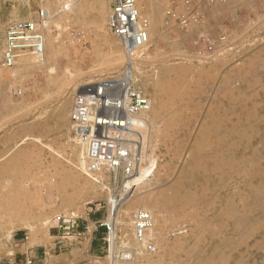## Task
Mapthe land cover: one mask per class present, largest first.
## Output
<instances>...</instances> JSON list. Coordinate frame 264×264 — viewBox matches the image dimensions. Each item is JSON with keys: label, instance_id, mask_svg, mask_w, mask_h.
<instances>
[{"label": "rangeland", "instance_id": "rangeland-1", "mask_svg": "<svg viewBox=\"0 0 264 264\" xmlns=\"http://www.w3.org/2000/svg\"><path fill=\"white\" fill-rule=\"evenodd\" d=\"M61 1L0 0V34L12 22L35 20L40 10L51 13L56 2L73 4L49 23L48 51L55 53L48 63L18 74L0 61L6 77L0 83V264L19 230L45 234L56 217L81 220L88 212L109 223L108 195L120 191L115 217L124 225L114 229L116 264H264V0L205 7L202 23L186 30L163 24L166 8L180 0H162L155 32L140 3L153 42L134 61L139 89L151 103L147 157L141 180L123 188L120 176L104 173L97 183L79 169L82 147L70 123L75 94L117 76L125 62L106 28L110 0ZM222 33L233 51L199 59V38ZM112 58L116 68L109 67ZM59 196L70 198L59 205ZM140 196L158 201L159 211H150L152 254L132 237L133 214L146 211L132 204ZM124 251L135 255L121 261ZM109 260L105 242L90 264Z\"/></svg>", "mask_w": 264, "mask_h": 264}, {"label": "built area", "instance_id": "built-area-1", "mask_svg": "<svg viewBox=\"0 0 264 264\" xmlns=\"http://www.w3.org/2000/svg\"><path fill=\"white\" fill-rule=\"evenodd\" d=\"M246 0H180L172 3L163 14V24L186 30L200 25L205 7L239 6ZM142 0H110L107 31L118 40L125 62L121 72L112 78L87 84L75 94L70 110L71 130L82 147L85 174L89 177L106 174L131 179L145 165L147 151L144 134L148 128L146 114L151 109L149 99L139 89L134 69L135 55L145 48L149 35L140 17ZM202 19V20H201ZM47 11L40 10L35 20L12 22L0 34V61L3 68H12L20 54L41 57L44 51ZM199 59L211 62L233 51L234 44L224 33L216 37L199 38ZM202 53V54H201ZM228 57V56H227ZM76 218L56 217L59 227L70 225ZM153 216L148 211H136L131 222L134 241L148 253L156 247L149 232ZM108 238L114 229L108 222H98ZM108 243V239H106ZM131 252H121V261H130ZM25 264H32L31 260Z\"/></svg>", "mask_w": 264, "mask_h": 264}, {"label": "crops", "instance_id": "crops-1", "mask_svg": "<svg viewBox=\"0 0 264 264\" xmlns=\"http://www.w3.org/2000/svg\"><path fill=\"white\" fill-rule=\"evenodd\" d=\"M89 213V212H88ZM85 214L70 225L49 226L45 234L14 232L2 254V264H90L105 252L106 231L102 213Z\"/></svg>", "mask_w": 264, "mask_h": 264}, {"label": "bare ground", "instance_id": "bare-ground-1", "mask_svg": "<svg viewBox=\"0 0 264 264\" xmlns=\"http://www.w3.org/2000/svg\"><path fill=\"white\" fill-rule=\"evenodd\" d=\"M61 1V0H60ZM254 0H246L244 1L245 3L249 4L250 2L252 3ZM59 2V0H58ZM58 2H56V4L58 5L57 7L54 6L52 12L50 13L49 10H45L47 11L48 15H49V20L46 22L45 26V44H44V51H43V54L41 55V57H36V56H33V55H29V54H20V56L18 57L17 59V62L16 64L12 67L13 69H16L18 74H21L23 72H26L28 69H31V68H36L37 66H39V64H41V62H49L52 58H53V54L55 53V50L52 49V50H49L48 51V44H47V36H48V26H49V23L50 22H53V21H58V18H62V17H59L62 13L59 11V10H65L66 12L71 10L73 4L72 3H68V2H64V5H62V3L59 5ZM62 2V1H61ZM162 0H145V2H141L143 4V11L144 13L147 14L148 18H146V23H147V26L150 27V23H151V32H155L157 30V27L156 26V20L158 19V14H159V3H161ZM68 3V4H67ZM70 4V5H69ZM163 4V3H162ZM141 5V4H140ZM105 11L108 10V3L106 2L105 5ZM142 7V6H141ZM59 12L61 13L59 15ZM105 13V12H104ZM106 15V14H105ZM143 15V14H141ZM161 15V14H160ZM104 16V15H103ZM68 23V22H67ZM150 32V31H149ZM156 35V34H155ZM154 35V36H155ZM159 35V33H158ZM154 36H152L154 38ZM157 37V36H156ZM151 40V39H150ZM153 41V40H152ZM105 42V41H104ZM106 43V42H105ZM149 43V42H148ZM153 44V42H151ZM149 43V44H151ZM155 43V41H154ZM147 47H148V44H147ZM150 47V46H149ZM55 48V47H54ZM153 48V47H152ZM107 50V49H106ZM105 50V51H106ZM110 50V49H109ZM147 50V49H146ZM153 50V49H152ZM124 55V54H122ZM124 60H125V56H124ZM123 62V61H121ZM117 61L116 59L112 58L109 62V67H114L116 68L117 67ZM2 73V72H1ZM13 73V72H12ZM3 74V73H2ZM1 74V75H2ZM0 75V83L1 82H5L6 81V77L3 78V76ZM14 75V74H13ZM14 77V76H13ZM11 78V79H7L8 81H13L15 80L16 77L14 78ZM6 83V82H5ZM86 86V85H85ZM222 133V132H221ZM225 148V147H224ZM74 152V151H73ZM82 153H78L76 155L77 157V160H78V166H79V169L84 171L85 172V165L84 163L81 161V155ZM142 170V169H141ZM141 170H139V173L131 178V179H123L122 180V188L125 186V184L127 183H136L138 182L139 180H141ZM94 178L93 180L97 183H100V180L99 178L101 179L102 178V173L100 174H97L96 177H92ZM122 190V189H121ZM121 192V191H120ZM119 192V194H120ZM70 193V192H69ZM118 194V195H119ZM118 195H108L110 196L109 197V201H108V214H109V223L114 226V229L116 226L118 225H124L123 223H121L115 216L118 214V211L120 210L119 208V202H120V198L118 199ZM69 198L70 197H61L59 196L58 197V204H62L63 202H68L69 201ZM63 200V201H62ZM132 204H135L137 206L140 207V209H144L146 211H152V212H158L159 209H158V201L157 199H153L151 197H145V196H140V197H137V198H134L132 199ZM131 204V205H132ZM129 205L128 207H123L122 210H121V213L123 215H127L128 214V211L130 210V206ZM150 212L153 216V220H154V214ZM127 225V224H126ZM155 225V224H154ZM114 229L111 231L109 237H108V245H109V252H110V264H116V257L114 255L115 251L117 250V245H116V241H117V237H116V234H115V231ZM150 235V234H149ZM227 242V240H226ZM127 252H131L132 256L135 255L134 251H127ZM145 252V251H144ZM132 256L131 259H132ZM120 259V258H119Z\"/></svg>", "mask_w": 264, "mask_h": 264}]
</instances>
